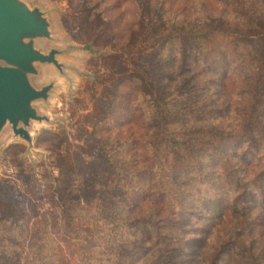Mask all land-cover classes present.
Listing matches in <instances>:
<instances>
[{
    "label": "rangeland",
    "instance_id": "1",
    "mask_svg": "<svg viewBox=\"0 0 264 264\" xmlns=\"http://www.w3.org/2000/svg\"><path fill=\"white\" fill-rule=\"evenodd\" d=\"M22 1L61 68L32 143L0 134V264H264V0Z\"/></svg>",
    "mask_w": 264,
    "mask_h": 264
},
{
    "label": "water",
    "instance_id": "2",
    "mask_svg": "<svg viewBox=\"0 0 264 264\" xmlns=\"http://www.w3.org/2000/svg\"><path fill=\"white\" fill-rule=\"evenodd\" d=\"M51 24L39 9L22 0H0V134L10 125L16 137L32 143L28 131L33 121L43 122L33 103L47 100L51 86L35 89L30 76L36 64L61 68L56 51L46 55L34 40L50 39Z\"/></svg>",
    "mask_w": 264,
    "mask_h": 264
},
{
    "label": "trees",
    "instance_id": "3",
    "mask_svg": "<svg viewBox=\"0 0 264 264\" xmlns=\"http://www.w3.org/2000/svg\"><path fill=\"white\" fill-rule=\"evenodd\" d=\"M176 39L178 40V38H176ZM179 39L185 41L188 38H179ZM173 41L174 40L167 42V45L165 47H167ZM251 61H252V64L255 66V69L257 70V72H258V74L261 77V80L263 82L262 83L263 88L261 89V92H260L261 97H259L256 100V102L253 104V112H254V114H256L258 112V108H260L264 104V43H262L261 45H259L257 48L254 49L252 57H251ZM212 151H213V156L216 159L220 158V160L223 161L222 157H224V155H225L224 154L225 149H223L222 146H212ZM236 182L238 183L237 185H235L234 182H228L227 184H225V187H226L225 191H228L229 188L233 187V186H235V191H237L241 187V184L239 181H236ZM223 193H224V197H226V198L230 199L232 197L227 192H223ZM233 194H234V196H236V198H234V200H233L235 202H241V203H246V204L251 203V202H253V203L256 202L255 204L259 203V202H257V200H258L257 193L250 192L247 189L244 192H241L240 194H236V192ZM259 201H262V203H264V199H262V200L259 199ZM223 202H224V200L221 198H216L215 201L212 199L210 204L214 208H211L212 211H210V212L212 213V212L216 211L214 213V215H218V216L221 215V217L223 218V212H222ZM229 251H230L229 244L226 245L224 248H221V250L219 251L217 260L220 259L223 255L229 254L228 253Z\"/></svg>",
    "mask_w": 264,
    "mask_h": 264
}]
</instances>
